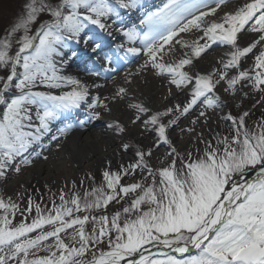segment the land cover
Wrapping results in <instances>:
<instances>
[{
  "label": "snow or ice",
  "instance_id": "6c2138e0",
  "mask_svg": "<svg viewBox=\"0 0 264 264\" xmlns=\"http://www.w3.org/2000/svg\"><path fill=\"white\" fill-rule=\"evenodd\" d=\"M228 3L25 0L0 34V184L48 162L53 144L64 151L73 129L93 121L111 135L118 167L108 159L100 186L81 196L73 181L69 198L61 189L59 203L54 193L44 207L19 192L26 206L0 194V264H264V0L225 11ZM117 34L125 39L113 48ZM213 46L226 47V56L199 71ZM129 55L144 60L100 95L97 81ZM77 62L91 84L68 73ZM149 72L167 81L162 108L133 102L137 78ZM220 90L244 110L224 112L230 101ZM181 94L188 98L178 101ZM121 103L127 119L106 120ZM218 111L227 134L207 138L197 128ZM177 129L191 147L177 145ZM87 179L94 178L86 174L81 185Z\"/></svg>",
  "mask_w": 264,
  "mask_h": 264
},
{
  "label": "bare ground",
  "instance_id": "6f19581e",
  "mask_svg": "<svg viewBox=\"0 0 264 264\" xmlns=\"http://www.w3.org/2000/svg\"><path fill=\"white\" fill-rule=\"evenodd\" d=\"M165 0H145V3L149 6H158V4H162ZM242 3V2H240ZM240 3H233L229 1L227 7L224 9L225 11L231 10L235 5ZM149 10H155L150 7ZM137 15H142L137 13ZM133 20L138 24L139 21L133 17ZM131 26V25H130ZM124 37L122 35L117 34V39L112 43L114 47V43H122L124 42ZM249 42V37H244L240 43L247 44ZM227 53V48L224 46H216V48H212L209 51V54H206L202 60L197 62V68L201 72H207L212 69L213 66L216 65V62L221 58L225 57ZM124 55V53H121ZM140 58L143 56H139ZM139 57H133L129 55L128 61H121V65L123 66V70L119 73H110L107 77H101L97 83L104 84L105 87L102 91L99 92L102 96H107L114 88L123 83V77L128 72H135L136 68L140 63L143 62L144 57L141 58L138 62L135 63V59ZM252 61L249 60L248 64L245 67L251 65ZM89 69H91V64H89ZM117 67V66H116ZM68 73L72 75H78L79 78L87 80L89 84L95 79L94 77H90L87 75L86 70L83 64L77 63L73 64L71 68L68 69ZM112 74L114 75V79H108V77ZM168 84L167 81L154 76L151 72L145 74L141 78H137L135 85V99L133 102L144 101L150 107L162 108L164 106V101L162 97L167 94ZM93 93H96L95 89H92ZM222 95H225L222 90H220ZM188 97L186 94H181L176 97L178 101H184ZM231 102V101H230ZM239 102V101H237ZM234 103V104H237ZM230 103L227 108L224 109V112L231 111ZM129 111L126 108L125 103H121L113 108L112 114L107 115L105 117L106 120L112 119H120L126 120ZM196 111H193L191 115L187 118L181 119V126L187 127L189 126L190 120L196 116ZM224 113L217 112L216 114H212V119L209 121V127H205L203 125L198 126L197 130L202 131L203 133L212 130L213 128H217V130H221L223 128L220 127V122L217 117L223 115ZM75 115L73 116V118ZM72 118V119H73ZM70 123V121H68ZM219 124V127L217 125ZM61 127L63 125H60ZM104 124L99 123L97 127H93L90 130H86L83 132V129L74 128V135L67 142V147L62 152H56L55 145H52V153L50 155V160L48 162L37 161L36 165L27 170H23L21 174L16 175L12 174L7 184H5V188L9 191H16L22 188L27 187L30 182H32L35 178L42 180V175L46 173V180H59L64 178L66 181H71L73 179H77L79 176L86 174L90 170L103 168L105 169L106 161L108 159H112L113 161L116 158L113 157V148L116 147L115 143L112 140L110 134L103 131ZM75 130V131H74ZM177 132L172 133V138L176 141L177 145L182 149L189 144L188 137L184 140H180L177 137ZM130 135H136L133 130ZM151 142V136H149L148 140L145 143ZM47 144V141H45ZM166 149L161 148L159 152L156 153L157 156L163 158ZM159 161V160H155ZM23 185V187H21Z\"/></svg>",
  "mask_w": 264,
  "mask_h": 264
},
{
  "label": "rangeland",
  "instance_id": "374dc122",
  "mask_svg": "<svg viewBox=\"0 0 264 264\" xmlns=\"http://www.w3.org/2000/svg\"><path fill=\"white\" fill-rule=\"evenodd\" d=\"M233 3H240L243 2V0H229ZM166 2V0L164 1ZM162 2V4L164 3ZM25 0H0V34L4 33V30L8 27V25L14 20V18L21 12V8L24 5ZM162 4H158L157 7L162 6ZM114 42V41H113ZM112 42V43H113ZM118 43H114V47L117 45ZM214 48H216V46H213ZM143 58V57H141ZM136 58L134 61L135 63L138 62L140 59ZM79 63V62H77ZM75 63V64H77ZM121 65V62L120 64ZM117 65L118 71L117 73H119L121 70H123V66H119ZM115 74H112L108 77V79H112L114 77ZM226 99H228L229 101H231V97H228L227 94L224 95ZM239 102H237L238 104ZM253 103L252 99H245L244 100V105L246 107H251ZM237 104H234L232 102H230V106L231 108V113L233 115H237L238 113H240L241 111H243V108H239L237 107ZM260 111L259 109L254 110V115H252L250 117V119L248 120V127L251 129L253 127L254 122H256L259 117H260ZM210 115H212L210 113ZM107 117V115L105 116ZM81 119L84 118V114L81 113L80 117ZM76 122V117H74L73 119L70 120V123H75ZM99 125V123H96L95 121L92 122V124L86 129V130H90L93 127H97ZM220 127L223 128L221 130H217V128H213L210 131H207L204 133V135L207 138H211L212 134H214L217 131L223 132L224 134H227V129L225 127V124L223 122H220ZM85 129H83V132L86 131ZM75 131V130H74ZM186 138V137H185ZM184 138V139H185ZM183 139V140H184ZM192 145L189 143L187 145V147H191ZM200 148H203V145H199ZM183 149V148H182ZM154 164L156 166H159L160 161H155L154 160ZM118 167V165L116 164V160L113 161V170H115ZM29 168L32 167H27L24 170H27ZM104 169L103 168H98V169H94V170H90L88 171L86 174H90L91 177H93L94 179H87L85 181V183L83 185H81V180L85 177L86 174L79 176L77 179H73L71 181H66L64 178H61L59 180H46V173H44L41 177L42 180H39L37 178H35L32 182H30V184L22 189L16 190V191H9L7 188H5V184H0V194H5L6 196H12L14 199L17 200L18 203H21L22 206H26V199H20L19 197H17V193H21L23 195V197H28L31 196L33 198V200L38 201L41 203V206L44 207L45 205H47L49 203V201L52 198V194H57L56 195V203H59V199H58V194L59 191L61 189L64 190V192L66 193V199L69 198L72 195V182L75 181L76 182V189L75 191L78 192L81 196H83V194L85 193V191H90L92 188L94 187H98L102 184V171ZM136 179L138 180L139 177H136ZM133 182L131 178L129 177H124L122 179V183H131ZM122 207V205H116V206H110L109 207V213L114 212L118 209H120ZM145 210H146V206ZM101 214V213H98ZM17 219H19V216H17ZM155 251V250H154ZM46 253L41 251L39 253V255H45Z\"/></svg>",
  "mask_w": 264,
  "mask_h": 264
}]
</instances>
